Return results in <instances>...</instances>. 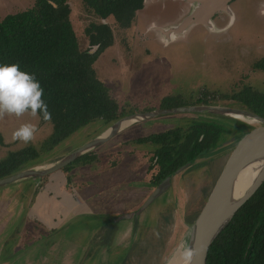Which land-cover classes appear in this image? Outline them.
I'll list each match as a JSON object with an SVG mask.
<instances>
[{"label":"rangeland","instance_id":"1","mask_svg":"<svg viewBox=\"0 0 264 264\" xmlns=\"http://www.w3.org/2000/svg\"><path fill=\"white\" fill-rule=\"evenodd\" d=\"M33 3L34 0H0V20ZM69 5L70 19L78 42L82 49H87L90 46L85 28L100 19L83 10L81 0H69ZM187 7L182 0H150V4L144 6L137 15L132 27L125 30L118 28L112 19L104 20L113 28L114 43L98 55L94 69L98 78L108 87L111 97L124 108L126 114L163 108L165 99L170 97L177 99L180 104L191 105L202 96V90L215 92L217 104L239 107V101L225 95L240 93L247 87L264 91V71L252 68L255 57L264 52V0H234L230 3L233 12L230 20L224 14L221 21L214 19L221 27L227 24L225 29L219 27L220 32H211L197 25L185 35H179L176 41L163 44L161 38L165 37L156 29H151L177 23L188 13ZM95 51V48L90 50L91 53ZM196 118L212 117L203 118L196 114L160 115L120 132L98 148V153L105 155L117 151L122 153L130 147L139 148L140 155L122 154L124 160L120 166L132 173V186L128 184L130 174L126 175L127 180H124L121 190L115 188L118 185L115 178L105 185L106 189L117 191L116 198H113L114 195L108 196L109 190L106 196L95 195L96 189L89 186L84 191L83 200L78 197L77 203H71L72 209H69L68 214L67 202L59 197L60 193L55 189L65 187L70 190L67 179L66 184L61 183L65 177L63 174L60 182H49L45 188L39 184L44 182L40 179L1 188L0 264H121L124 257L128 259L129 256L132 258L126 264H166L204 205L228 154L207 165L192 168L176 178L180 182L175 180L169 191L137 218L139 226L135 229L137 225L133 227L130 219L115 223V218L129 210H137L152 188L146 185L149 174L146 172V157L142 159L147 150H140L144 149L143 146L127 142L168 128L187 126ZM213 118L232 124L221 117ZM22 124H31L35 128L32 139L26 144L12 139L13 131ZM105 127L101 120H96L78 129L39 157L36 160L38 165L60 158ZM51 132L52 125L41 123L37 113L32 115L25 112L19 117L0 115V135L3 138V143L0 141V161L9 152L31 145L38 147ZM92 168L87 166L86 171H93ZM116 169L113 167L109 171L112 173ZM76 171L78 174L75 179L87 180L79 168ZM39 187L52 191V197L48 194L51 203L45 200L48 202L46 211L52 214L59 207L58 215L55 212L53 216L46 217L51 221V224H43L46 228L35 223L39 216L44 217L43 213L38 216L43 204L42 197L45 196V192L35 195ZM120 200L124 204L115 208ZM36 201L37 215L32 205ZM9 205L16 206V216L8 215ZM113 224L114 232L108 234V228ZM47 229L55 230L41 237L42 231H49ZM25 230L39 237L26 245ZM135 247L140 250H134ZM144 247L146 249L141 251ZM172 258L168 264H171Z\"/></svg>","mask_w":264,"mask_h":264},{"label":"trees","instance_id":"2","mask_svg":"<svg viewBox=\"0 0 264 264\" xmlns=\"http://www.w3.org/2000/svg\"><path fill=\"white\" fill-rule=\"evenodd\" d=\"M81 2L83 10L100 19L85 28L90 46L87 49H82L78 42L70 19L69 0H34L32 6L7 14L0 20V64H17L20 70L34 75L43 89L41 99L47 105L50 119L44 120L39 111L37 114L41 123L52 125V132L38 147L31 145L9 152L0 161V177L38 163L36 160L43 154L96 120L107 125L126 114L98 78L94 62L114 43L112 26L102 20L112 19L118 28H129L137 12L143 8L144 0ZM95 45H98L97 51L90 53ZM229 97L238 100L239 107L264 117V91L247 87ZM213 101L214 98L203 94L192 103L210 104ZM181 105L170 97L165 99L162 107ZM234 123L238 125L196 118L187 126L139 136L127 144L154 145L153 155L148 160L149 178L146 181V185L154 187L201 152L243 133L245 129L237 121ZM2 140L0 135L1 143ZM94 153H87L78 161L87 162ZM108 165L114 167L116 161L112 160ZM71 167L72 164L65 168ZM112 226L108 228V234L114 230L115 225ZM48 233L50 231L42 234ZM131 258L124 257L121 264L129 263ZM211 264H264V182L234 215Z\"/></svg>","mask_w":264,"mask_h":264},{"label":"water","instance_id":"3","mask_svg":"<svg viewBox=\"0 0 264 264\" xmlns=\"http://www.w3.org/2000/svg\"><path fill=\"white\" fill-rule=\"evenodd\" d=\"M182 1L186 3L187 10H189L184 17L172 25L153 27L163 37H166L165 40L161 39L165 45L174 42L176 40H173L175 36L177 38L178 35H184L185 32L190 30V27L195 25H201L211 32H220L218 29L221 26L214 22V16L221 14L220 19L227 16L229 20L233 16L230 7L233 0ZM149 4L150 0H144L143 8ZM143 8L137 12V15ZM102 22L106 23L104 20ZM225 26L221 28L225 29ZM169 114H196V116H202L203 118L205 116L212 117L210 120H215L213 117H221L231 121L232 124L230 125L237 126L238 124L234 123V121H237L245 130L240 135L231 136L216 147L201 152L192 160L181 165L159 184L152 187L151 192L137 210L118 215L114 222L140 217L152 204L169 191L176 178L181 177L192 168L207 165L227 153L228 157L211 192L181 241L183 243L187 237L184 264H211L222 243L225 229L234 215L264 182V117L251 110L217 103H199L125 114L107 124L101 132L60 158L41 165L35 163L0 177V188L49 175L106 143L116 134L160 115ZM216 189H220L219 197L217 201L212 202V196ZM170 258L166 264H168Z\"/></svg>","mask_w":264,"mask_h":264},{"label":"flooded vegetation","instance_id":"4","mask_svg":"<svg viewBox=\"0 0 264 264\" xmlns=\"http://www.w3.org/2000/svg\"><path fill=\"white\" fill-rule=\"evenodd\" d=\"M234 1V0H233ZM186 15V14H185ZM184 15V16H185ZM220 15V14H219ZM219 15L217 14V15H215L214 16V18L213 19H217L218 18V20L219 21H221L220 20V18H219ZM183 16V17H184ZM138 18V17H137ZM182 18V17H181ZM135 20H136V18H135ZM134 20V21H135ZM195 26H197V25H195ZM195 26H192V27H195ZM131 27H132V25H131ZM192 27H190L189 29H191ZM130 28V27H129ZM122 29V28H121ZM125 29H128V28H125ZM124 29V30H125ZM151 30H154V28H152ZM187 32H185V34H186ZM184 34V35H185ZM179 36V35H178ZM178 36H177V38H176V36L174 37V39L173 40H177L178 39ZM180 36H183V35H180ZM166 38V37H165ZM165 38H163L164 40H165ZM162 39V38H161ZM175 40V41H176ZM171 43V42H170ZM167 45V44H166ZM95 46H97V47H95ZM95 46H93L92 48H95L96 50L98 49V45H95ZM91 48V49H92ZM90 49V50H91ZM90 50H89V52H90ZM91 53V52H90ZM257 65H259V66H257ZM252 68L253 69H256L255 71H257V70H262V71H264V52L263 53H261L259 56H256L255 57V59H254V62L252 63ZM201 94H202V96H203V94H206V96L207 97H210V98H214V103H216V94H215V92H209V91H206V90H202L201 92H200ZM234 94V93H233ZM229 95L230 94H228V95H225L226 97H228V98H230V99H233V98H231V97H229ZM202 96H200L199 98H201ZM235 100V99H234ZM238 101V100H237ZM143 124V123H142ZM177 127V126H176ZM173 128V127H172ZM166 130V129H165ZM119 134V133H118ZM117 135V134H116ZM115 135V136H116ZM113 138V137H112ZM111 138V139H112ZM106 144V143H105ZM105 144H102V145H105ZM130 144L131 145H135V144H137V145H141V146H144V144H138V143H132V142H130ZM101 145V146H102ZM101 146H99V147H97L96 149H94V150H92L91 152H95L94 153V156H92V158L91 159H88V161L87 162H81V161H78V159H76L75 161H73L72 163H70V164H72V167L71 168H68V169H66L65 167L64 168H62V169H60V170H57V171H55V172H53V173H51V174H49V175H46V176H44V177H41V178H38V179H40V180H43L44 182L43 183H40L39 182V184H42V187H47L48 185H49V182H51V183H53V182H60L61 180H59L60 178H62V177H60V176H62V174L63 175H65V177L63 178L64 179V181L63 182H61V183H65L66 184V179H67V181H68V183L70 184V186H71V188H70V190H68V189H66L65 187H55V189L57 190V192H59V193H61V194H63V195H60L59 197H61V198H63V200H65V199H67L68 197H69V193L71 194H74V196H75V198H77V196H78V194H80V191L82 190V189H85L87 186H88V183H90V182H86L84 179H82V180H80V181H77V179H75L76 178V175L78 174L77 172L78 171H76V168H79L80 169V172H82L84 175H83V177L85 176V177H87V179L88 178H90V177H97V176H99V175H102V174H106V173H108V171L111 169V168H113V167H111V166H109L108 164L112 161V160H114V161H116V165L114 166V167H116V168H118V167H120V165H121V162L124 160V156L122 155L123 153H118V151L117 152H114V153H109L108 155H105V154H99L98 153V151H97V149L98 148H100ZM136 149L138 150L137 151V154L138 155H140L138 152H139V149H138V146L136 147ZM136 149H135V151H136ZM140 150H147L146 152H145V156L142 158V159H144L145 157H146V163H147V169H148V160H149V158L153 155V150H154V145H152V147H148V148H144V149H140ZM91 152H89V153H91ZM110 155V156H109ZM109 157H111L110 159H108ZM69 164V165H70ZM68 166V165H67ZM66 166V167H67ZM87 166H89L90 168L91 167H93L92 169H93V171H90L89 169V171H86V167ZM146 172H148L147 170H146ZM57 174H61V175H57ZM55 179H53V178ZM57 178V179H56ZM35 180H37V179H32V180H28V181H35ZM24 182H26V181H24ZM20 183H23V182H20ZM20 183H17V184H20ZM60 183V184H61ZM15 185V184H14ZM58 185V184H57ZM91 185V184H90ZM10 186H13V185H10ZM7 187H9V186H7ZM149 187V189L150 188H152V187H150V186H148ZM1 189V188H0ZM148 189V190H149ZM43 193V192H45V195H47V194H51L52 193V191L50 190L49 192L48 191H46V190H42L40 187L36 190V192H35V195L37 196L38 194L37 193ZM101 192V191H100ZM140 193V192H139ZM143 193V192H142ZM95 194H98L97 192L95 193ZM100 194H102V193H100ZM34 195V196H35ZM35 196V197H36ZM116 201H114V202H111L110 204L111 205H113L114 203H115ZM120 204L121 205H123L124 204V202L122 201V200H120V201H118L117 203H116V205H115V208H117L118 206H120ZM32 205H34V203L32 204ZM136 207V206H135ZM135 207H133V208H135ZM132 208V207H131ZM129 210V209H128ZM129 211H132V210H129ZM40 215V213L38 214V216ZM41 217V216H40ZM137 218L138 217H134V218H132V219H130L129 220V222H131V221H133V222H131L132 224H133V227L134 226H136L137 225V227H135V229H138V226H139V224H138V221H137ZM135 220V221H134ZM35 223L37 224V223H39V224H41V226L43 227L44 225V223H43V221L39 218V219H35ZM114 225V224H113ZM40 227V226H39ZM45 227V226H44ZM110 227H113L112 225L110 226ZM109 227V228H110ZM35 228L37 229L38 227H37V225H35ZM46 228V227H45ZM136 231V230H135ZM44 231H42V233H43ZM25 233H26V235H25V241L26 242H28V243H30V241L31 240H33V239H35V238H38L39 237V235L37 234L36 236H34V235H30L29 234V230H25ZM25 233H23V237H24V234ZM41 233V234H42ZM28 235H30L29 237H28ZM41 237H43V234H42V236Z\"/></svg>","mask_w":264,"mask_h":264},{"label":"clouds","instance_id":"5","mask_svg":"<svg viewBox=\"0 0 264 264\" xmlns=\"http://www.w3.org/2000/svg\"><path fill=\"white\" fill-rule=\"evenodd\" d=\"M43 89L34 75L22 71L17 64H0V115L19 117L25 112L39 111L44 120L50 119L47 105L41 99ZM35 132L31 124H22L12 133L14 141L28 143Z\"/></svg>","mask_w":264,"mask_h":264},{"label":"crops","instance_id":"6","mask_svg":"<svg viewBox=\"0 0 264 264\" xmlns=\"http://www.w3.org/2000/svg\"><path fill=\"white\" fill-rule=\"evenodd\" d=\"M148 147H152V145H149V144H147V146L145 147V146H143V148H148ZM136 149V148H135ZM135 149H134V147H130V148H128V149H125L124 150V152H122L123 153V155H136L137 154V149H136V151H135ZM139 149V148H138ZM126 168V167H125ZM131 168V167H130ZM130 174V177L129 178H131V172H130V170H128V169H126V170H123L122 169V166H120V167H118V169H116L115 170V172H112L111 173V171H108V173H106V174H102V175H99V176H97V177H90V178H88L87 180H85L87 183L88 182H90V183H88V186L87 187H89L90 186V188H94V190L96 189V192L98 193V194H95V195H107V191L109 190L110 192V194L108 195V196H111V195H114L113 196V198H116L117 197V191L115 190V192H114V190H111V189H109V188H107L106 189V187H105V185L106 184H109V182L108 181H111V179L112 178H115L116 179V181H117V186L115 187V188H117V189H119V190H121L122 189V187H123V183L125 182L124 180L126 179V175H129ZM80 180H82V179H80ZM80 180H77V181H80ZM127 180V179H126ZM129 180V179H128ZM134 183H136V182H134ZM91 184V185H90ZM130 186H132V184H133V179L131 178V180L129 181V183H128ZM142 184V183H141ZM142 185H144V184H142ZM87 187L85 188V189H82L80 192H81V194H78V196H77V198H75V196H74V194H70L69 193V197L67 198V199H65V200H63V201H65V202H67V203H65L66 204V208H67V213L69 214V209H72V205H71V203H73V204H75V203H77V199H79V198H81L82 200H83V196H84V191L87 189ZM139 187V186H138ZM3 188H5V187H3ZM101 188H102V190H101ZM88 190V189H87ZM86 190V191H87ZM85 191V192H86ZM101 191V192H100ZM59 193V192H58ZM100 193H102V194H100ZM50 194V193H49ZM51 195V197H52V193L50 194ZM60 195H61V193H60ZM59 195V196H60ZM148 196V193L144 196V200L146 199V197ZM79 197V198H78ZM40 200V197L37 199V201H39ZM48 201L49 200V195L47 194V195H45L44 197H42V202H43V204H42V208L39 210V213L41 214V213H43L44 214V217H40V219L43 221V223H45V222H47L46 224H51V221H49L46 217H49V216H53L54 215V213L55 214H57L58 215V210H59V207L56 209V210H53V215L50 213L49 214V211L47 212L46 211V205H48V202H46V201ZM37 201L34 203V205H33V211H34V213H35V205H36V203H37ZM45 202V203H44ZM62 202V201H61ZM80 202H82V201H80ZM51 203V201L49 200V204ZM69 203H70V205H69ZM55 204V203H54ZM94 204V203H93ZM51 211H52V208H51ZM8 215H10V214H13L14 216H16V206H10L9 205V210H8ZM35 215H37L36 213H35ZM45 219V220H44ZM105 223V222H104ZM89 225H90V223H89ZM101 225H103V224H101ZM47 230H49L50 231V233L51 232H53L55 229H47Z\"/></svg>","mask_w":264,"mask_h":264},{"label":"bare ground","instance_id":"7","mask_svg":"<svg viewBox=\"0 0 264 264\" xmlns=\"http://www.w3.org/2000/svg\"><path fill=\"white\" fill-rule=\"evenodd\" d=\"M177 180V179H176ZM178 181V180H177ZM180 182V181H178ZM177 182V183H178ZM176 183V182H174ZM176 185V184H175ZM178 187V186H177ZM176 188V187H175ZM179 191V190H178ZM180 193V192H179ZM219 193H220V189H216L215 192L213 193L212 196V202L217 201L218 197H219ZM183 196V195H182ZM179 199V198H178ZM182 200V199H181ZM181 202V201H179ZM178 202V203H179ZM183 203V202H182ZM181 204V203H180ZM181 207V206H180ZM178 212V211H177ZM185 213V212H184ZM179 214V213H178ZM179 216V215H178ZM189 230V229H188ZM187 237L186 239H184L183 243H181L178 248L175 250L174 252V256H172V261L171 264H184L185 262V257H186V252L185 250L187 249Z\"/></svg>","mask_w":264,"mask_h":264}]
</instances>
